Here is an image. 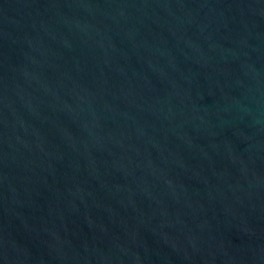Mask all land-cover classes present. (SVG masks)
<instances>
[{
    "label": "water",
    "instance_id": "95a60500",
    "mask_svg": "<svg viewBox=\"0 0 264 264\" xmlns=\"http://www.w3.org/2000/svg\"><path fill=\"white\" fill-rule=\"evenodd\" d=\"M0 264H264V0H0Z\"/></svg>",
    "mask_w": 264,
    "mask_h": 264
}]
</instances>
